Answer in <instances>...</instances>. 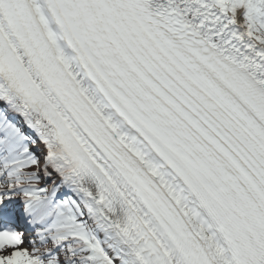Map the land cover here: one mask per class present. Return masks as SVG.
<instances>
[{
	"label": "snow or ice",
	"instance_id": "6c2138e0",
	"mask_svg": "<svg viewBox=\"0 0 264 264\" xmlns=\"http://www.w3.org/2000/svg\"><path fill=\"white\" fill-rule=\"evenodd\" d=\"M0 264H264V0H0Z\"/></svg>",
	"mask_w": 264,
	"mask_h": 264
}]
</instances>
